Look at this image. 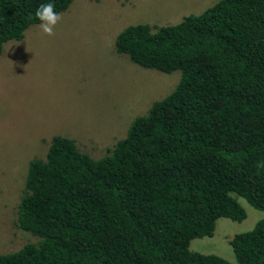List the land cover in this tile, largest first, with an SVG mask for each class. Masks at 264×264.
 I'll list each match as a JSON object with an SVG mask.
<instances>
[{"label": "trees", "instance_id": "obj_1", "mask_svg": "<svg viewBox=\"0 0 264 264\" xmlns=\"http://www.w3.org/2000/svg\"><path fill=\"white\" fill-rule=\"evenodd\" d=\"M74 0H0V55ZM115 51L141 68L180 72L175 89L92 159L50 140L29 161L16 227L38 241L0 264H231L189 249L216 221L241 222L233 194L264 211V0H219L172 26H128ZM237 264H264V220L233 236Z\"/></svg>", "mask_w": 264, "mask_h": 264}, {"label": "rangeland", "instance_id": "obj_2", "mask_svg": "<svg viewBox=\"0 0 264 264\" xmlns=\"http://www.w3.org/2000/svg\"><path fill=\"white\" fill-rule=\"evenodd\" d=\"M219 0H74L54 28L40 24L22 41H9L0 55V254L38 239L15 223L28 163L44 159L50 140L75 141L79 151L102 158L126 136L130 123L169 95L180 72L141 68L115 51L128 26H172L199 15ZM246 218L216 221L211 238L193 239L189 249L237 264L228 241L264 220L245 199L232 195Z\"/></svg>", "mask_w": 264, "mask_h": 264}, {"label": "clouds", "instance_id": "obj_3", "mask_svg": "<svg viewBox=\"0 0 264 264\" xmlns=\"http://www.w3.org/2000/svg\"><path fill=\"white\" fill-rule=\"evenodd\" d=\"M36 18L41 21L40 29L44 35H54V28L61 19V14L54 11L51 3L41 4L35 12Z\"/></svg>", "mask_w": 264, "mask_h": 264}, {"label": "crops", "instance_id": "obj_4", "mask_svg": "<svg viewBox=\"0 0 264 264\" xmlns=\"http://www.w3.org/2000/svg\"><path fill=\"white\" fill-rule=\"evenodd\" d=\"M22 40H23V39H22ZM22 40H21V41H22ZM14 42H15V41H14Z\"/></svg>", "mask_w": 264, "mask_h": 264}]
</instances>
